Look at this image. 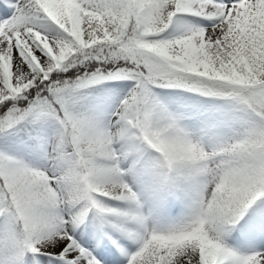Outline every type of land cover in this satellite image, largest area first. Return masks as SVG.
<instances>
[{
  "label": "snow or ice",
  "instance_id": "1",
  "mask_svg": "<svg viewBox=\"0 0 264 264\" xmlns=\"http://www.w3.org/2000/svg\"><path fill=\"white\" fill-rule=\"evenodd\" d=\"M0 264H264V0H0Z\"/></svg>",
  "mask_w": 264,
  "mask_h": 264
}]
</instances>
